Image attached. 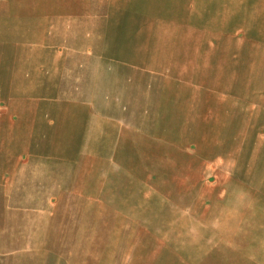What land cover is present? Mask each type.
Returning a JSON list of instances; mask_svg holds the SVG:
<instances>
[{"label":"rangeland","instance_id":"obj_1","mask_svg":"<svg viewBox=\"0 0 264 264\" xmlns=\"http://www.w3.org/2000/svg\"><path fill=\"white\" fill-rule=\"evenodd\" d=\"M63 1L0 0V264H135L150 241L264 264V78L246 40H264V0H212L179 30L148 0H84L89 19Z\"/></svg>","mask_w":264,"mask_h":264},{"label":"crops","instance_id":"obj_2","mask_svg":"<svg viewBox=\"0 0 264 264\" xmlns=\"http://www.w3.org/2000/svg\"><path fill=\"white\" fill-rule=\"evenodd\" d=\"M211 1L212 0H148V5L156 7L158 15L160 12L162 13L161 15H166L163 17L159 16L161 20L164 18L167 20L171 19V22L175 24L176 29L179 30L185 28L187 23H190L192 16H195L196 14H208L210 12ZM229 1L230 0H219V6L226 8ZM108 2H110V0H108ZM61 4L66 8L65 11H68L67 14H79V19L95 18L101 15V12L99 11H88L87 2L84 0H65ZM159 17H156V19L153 18V21L157 22V20L160 19ZM261 36V34L257 35L259 39H246L247 42L255 48V54L257 55L256 58H254L255 64L257 63L255 66L257 70L255 77L259 79L260 77L264 78V40L260 39ZM29 83L30 80L27 81V85H29ZM32 84V91H35L34 81ZM18 85L19 80L13 83L11 80L9 83L11 91L13 92L18 89ZM22 85L24 87L25 84L23 83ZM253 226H255L256 232L251 235L250 255L252 260L264 262V221L256 222ZM234 236L236 237V234ZM146 238L147 236L144 237V239ZM225 244L226 245H223L226 248L228 246V240H226ZM147 245L148 247L145 249V252L142 254L135 253V264H164L165 261L168 262V258L170 259L169 261L171 264H193L192 262H195L192 258L188 261L182 259L180 253H178V249H174V243H172L173 250L171 249V254L167 253L168 255L162 253L159 246H156L151 241ZM211 254L212 253H208L206 257H204L205 261L213 263V255ZM220 255L219 262L222 263L228 261V258L225 257L227 254L223 253ZM216 262L217 257L214 258V263L216 264Z\"/></svg>","mask_w":264,"mask_h":264},{"label":"bare ground","instance_id":"obj_3","mask_svg":"<svg viewBox=\"0 0 264 264\" xmlns=\"http://www.w3.org/2000/svg\"><path fill=\"white\" fill-rule=\"evenodd\" d=\"M86 259V258H85Z\"/></svg>","mask_w":264,"mask_h":264}]
</instances>
